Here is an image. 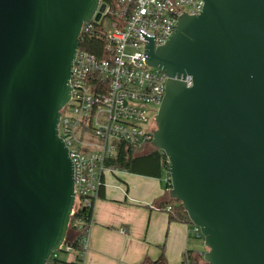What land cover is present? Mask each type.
Wrapping results in <instances>:
<instances>
[{"label":"water","instance_id":"obj_1","mask_svg":"<svg viewBox=\"0 0 264 264\" xmlns=\"http://www.w3.org/2000/svg\"><path fill=\"white\" fill-rule=\"evenodd\" d=\"M203 1L163 46L140 31L146 64L169 78L151 146L205 264H264V0ZM103 11L0 0V264H48L66 243L75 180L59 123L82 29Z\"/></svg>","mask_w":264,"mask_h":264},{"label":"built area","instance_id":"obj_2","mask_svg":"<svg viewBox=\"0 0 264 264\" xmlns=\"http://www.w3.org/2000/svg\"><path fill=\"white\" fill-rule=\"evenodd\" d=\"M101 6V19L94 22L101 29L88 23L82 32L100 38L102 46L97 54L79 48L71 99L59 123V136L74 164L75 208L90 207L98 199L105 173L115 172L106 162L116 157L120 143L149 147L157 130L155 116L169 78L146 64L147 41L140 31L155 34L156 47L163 46L183 12L200 15L204 1L99 0ZM181 81L192 86L190 76ZM166 181L170 185L169 175ZM193 234L203 240L195 226Z\"/></svg>","mask_w":264,"mask_h":264},{"label":"crops","instance_id":"obj_3","mask_svg":"<svg viewBox=\"0 0 264 264\" xmlns=\"http://www.w3.org/2000/svg\"><path fill=\"white\" fill-rule=\"evenodd\" d=\"M167 179L166 172L160 179L119 171L104 175L84 264H180L188 251L203 258L207 249L194 236V226L171 221L162 208L169 198ZM74 259L69 254L67 260Z\"/></svg>","mask_w":264,"mask_h":264},{"label":"trees","instance_id":"obj_4","mask_svg":"<svg viewBox=\"0 0 264 264\" xmlns=\"http://www.w3.org/2000/svg\"><path fill=\"white\" fill-rule=\"evenodd\" d=\"M94 29H101L97 23H90ZM102 46V41L96 36L81 33L80 50L91 54H97V49ZM149 148V150H147ZM106 167L114 171L126 172L134 175L161 178L163 173H168V160L165 154L159 150L149 147H136L126 143H120L118 153L114 159L106 162ZM168 189L170 185L167 183ZM104 183L99 190V197L103 196ZM94 204V203H93ZM93 204L86 208H75L71 218L68 238L60 251L54 253L48 264H84V254L88 247L90 225L93 221ZM170 207V210H167ZM169 213L171 221H181L191 224L187 213L182 205L173 201L170 196L167 203L162 207ZM75 254V259L67 260L69 254ZM203 258L198 259L193 251H188L180 264H202ZM152 264H167L164 260Z\"/></svg>","mask_w":264,"mask_h":264},{"label":"rangeland","instance_id":"obj_5","mask_svg":"<svg viewBox=\"0 0 264 264\" xmlns=\"http://www.w3.org/2000/svg\"><path fill=\"white\" fill-rule=\"evenodd\" d=\"M108 22H106V27L108 28V25H107ZM159 109V108H158ZM147 150H149V148H147ZM108 174L107 172L105 173V175ZM201 243H203V240L201 241ZM68 259V257H67ZM72 261V260H71ZM202 264H205V262H203Z\"/></svg>","mask_w":264,"mask_h":264}]
</instances>
